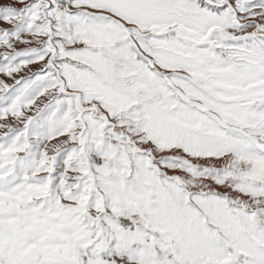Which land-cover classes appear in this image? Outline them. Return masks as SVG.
<instances>
[{"label": "snow or ice", "instance_id": "1", "mask_svg": "<svg viewBox=\"0 0 264 264\" xmlns=\"http://www.w3.org/2000/svg\"><path fill=\"white\" fill-rule=\"evenodd\" d=\"M0 264H264V0H0Z\"/></svg>", "mask_w": 264, "mask_h": 264}]
</instances>
